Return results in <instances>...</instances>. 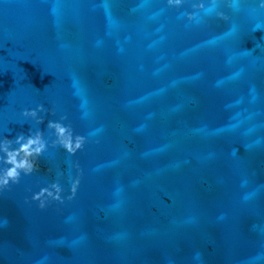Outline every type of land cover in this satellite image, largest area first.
<instances>
[{
    "label": "water",
    "instance_id": "obj_1",
    "mask_svg": "<svg viewBox=\"0 0 264 264\" xmlns=\"http://www.w3.org/2000/svg\"><path fill=\"white\" fill-rule=\"evenodd\" d=\"M261 5L0 0V142L47 144L0 189V264H264ZM52 183L64 202L42 210Z\"/></svg>",
    "mask_w": 264,
    "mask_h": 264
},
{
    "label": "clouds",
    "instance_id": "obj_2",
    "mask_svg": "<svg viewBox=\"0 0 264 264\" xmlns=\"http://www.w3.org/2000/svg\"><path fill=\"white\" fill-rule=\"evenodd\" d=\"M182 0H168L170 7H180ZM203 9V4L196 6ZM264 7V5H261ZM189 20L194 19V15H188ZM42 107L33 111H24L25 118L35 120L37 124H42L44 121L38 117V112L43 111ZM64 119L63 117L61 118ZM47 128L55 135L53 147L59 146L69 156H74L78 151L82 150L86 141L83 136L74 135L71 126H64L61 122L49 121ZM2 147H0V163L6 165L2 173H0V189L8 188L9 184H17L23 173L25 176L31 175L38 171L37 159L46 151L47 144L43 138V133L37 131L27 136L21 134L15 140L3 139ZM18 147H13V145ZM71 180V178H70ZM80 184L79 175L74 180H71L70 195L71 200L76 196L77 189ZM32 200L39 202V208L44 209L46 203L51 200L54 202L63 203L62 188L59 183H52L49 188H42L38 193L34 194Z\"/></svg>",
    "mask_w": 264,
    "mask_h": 264
}]
</instances>
